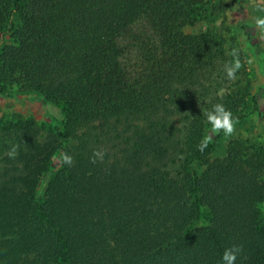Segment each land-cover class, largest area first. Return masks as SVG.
Segmentation results:
<instances>
[{
	"label": "trees",
	"instance_id": "trees-1",
	"mask_svg": "<svg viewBox=\"0 0 264 264\" xmlns=\"http://www.w3.org/2000/svg\"><path fill=\"white\" fill-rule=\"evenodd\" d=\"M205 1L0 0V85L66 109L44 138L0 122V264H221L233 245L235 264H264V149L196 147L216 103L264 116V88L226 78L224 42L185 31ZM57 151L73 164L53 172Z\"/></svg>",
	"mask_w": 264,
	"mask_h": 264
},
{
	"label": "rangeland",
	"instance_id": "rangeland-1",
	"mask_svg": "<svg viewBox=\"0 0 264 264\" xmlns=\"http://www.w3.org/2000/svg\"><path fill=\"white\" fill-rule=\"evenodd\" d=\"M258 3H264V0H206L199 8L196 22L185 28L188 33L221 39L229 53L233 48L239 49L244 66L238 71L235 82L241 78L240 82L247 85L250 97L260 93L264 88V41L258 39V30L252 19L254 16L264 15L256 11L255 5ZM15 21L19 23V17H16ZM12 42L11 32L0 35V46ZM258 100L261 110H264V93L259 95ZM249 103L250 105L246 104L243 108L240 117H236L239 122L232 137L226 138L221 132L216 140L217 134L211 132V126L206 122L205 135H211V143H214L212 158L226 156L230 142L233 140H240L247 145L264 149V116L252 108L251 102ZM65 116L66 109L62 103L46 100L40 93L24 89L17 84L0 85V122L2 123L19 119L34 121L44 138L51 130L63 127ZM64 144L73 146L76 141L68 139ZM59 157L60 151H57L51 168L53 172L60 167ZM172 169L178 170L179 167L175 165ZM51 171L44 174L40 181L38 189L40 199L44 196ZM260 210L264 223V202L260 204Z\"/></svg>",
	"mask_w": 264,
	"mask_h": 264
},
{
	"label": "clouds",
	"instance_id": "clouds-1",
	"mask_svg": "<svg viewBox=\"0 0 264 264\" xmlns=\"http://www.w3.org/2000/svg\"><path fill=\"white\" fill-rule=\"evenodd\" d=\"M255 9L259 13H264V3H258L255 5ZM255 28L258 30V39L264 41V15H257L253 18ZM229 55L232 60L224 64L223 70L226 73V78L230 81L237 79L238 71L244 66L240 59L239 49L233 48ZM251 63V61H248ZM206 117V122L211 126V132L214 134H220L223 132L224 136L232 137L236 132V124L239 122L238 118H234L231 111L226 109L222 103H216L212 106L211 110L203 112ZM212 136L205 135L201 138L197 144V150L203 152L211 143ZM18 146L13 145L7 152L6 155L15 159L17 156ZM105 155L104 150H94L92 156L89 158L90 162L95 164L97 160L103 161ZM59 159L67 164L69 167L73 164V157L66 152L60 154ZM242 251L240 246L233 245L231 248H226L221 256V264H235L237 255Z\"/></svg>",
	"mask_w": 264,
	"mask_h": 264
}]
</instances>
